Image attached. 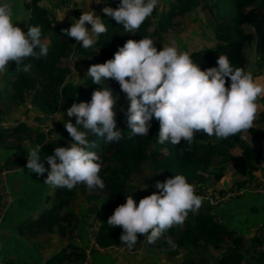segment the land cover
<instances>
[{
  "label": "trees",
  "instance_id": "obj_1",
  "mask_svg": "<svg viewBox=\"0 0 264 264\" xmlns=\"http://www.w3.org/2000/svg\"><path fill=\"white\" fill-rule=\"evenodd\" d=\"M40 1L25 2L29 15L24 30L27 26L39 25L42 38L48 41V51L44 56L26 58L20 66L11 62L6 66L0 83V121L9 118L27 97L32 107L37 106L42 112L54 111L60 99L69 106L73 102L88 101L92 91L99 86H106V81L98 86L91 82L88 75L83 79V85L68 80L67 76L77 71L76 69L72 72L67 66V57L72 52L76 65H79L78 58L85 63H90L89 58H95L94 63H103L127 39L139 40L145 36L151 38L153 34L166 33L169 29L178 30L179 24L175 18L188 13L198 4L202 9L208 7L215 20V44L189 53L201 70L215 66L216 56L220 54L227 55L233 67L245 69L246 53L253 45L256 60L252 75L262 74L264 78V32L257 36L248 32L249 29L256 28H263L264 31V0H170L166 10L163 8L157 11L154 8L150 15L155 17L152 31H149L152 27L149 16L135 33H123L122 25L116 24L112 18L101 16L107 31L96 35L94 44L89 48L81 47L74 38L61 33L60 29L68 28L70 23H56L39 5ZM220 2L230 3L232 11L221 14ZM97 49L99 50L96 52ZM107 83L119 97L114 118L117 127L121 128L120 139L106 143L102 136L91 134L88 137L94 142L89 150L95 151L100 157L101 168L98 175L105 182V187L93 188L91 192H87L88 188L82 183L71 190L53 187V194L46 195L45 207L38 214L24 218L16 227L18 235L28 240L43 242L44 238L55 233L58 240L64 242L60 249L47 256L45 264H81L85 260L83 246L72 242L71 237L74 228L85 231V221L79 214L81 212L77 213L71 208L77 192L84 196L85 209L96 220V243L106 250L122 246L134 251L143 235L137 234L136 243L128 248L119 239L122 229L106 223L115 207L124 202L128 192V180L132 174L140 173L146 168L149 176L162 182L166 177L179 173L190 184L209 185L213 193H221L233 185L238 188L248 187V183L254 180L255 172L260 168L255 162L259 149L253 145V141L264 142V96L257 99V115L250 129L223 139L196 132L191 145L183 140L179 145L167 141L158 144V121L151 120L147 136L132 135L124 123V113L128 105L125 94H119L111 83V78ZM227 84L226 78V87ZM31 126L28 127L24 122L0 126V148L15 150L21 146L22 141H28L29 137L34 138V144L45 143V134L36 132ZM10 137H14L16 142H9ZM24 162L22 155L11 153L0 164V172L17 169ZM137 197H133L134 202L139 200ZM211 209L210 205L202 202L195 212L187 213L182 224L173 225L155 243L147 242V245L162 251L170 259L176 253H184L185 256L179 264H205L203 251L210 248L220 250L217 264H264L263 234L259 232L261 234L249 238L237 233L239 229L236 228L241 227L240 223L231 224L229 216L221 217L217 211L211 214ZM169 238L176 250H168L173 247L166 242ZM95 254L97 253L92 254V259ZM140 261L148 264L144 258ZM0 264L13 262L5 260Z\"/></svg>",
  "mask_w": 264,
  "mask_h": 264
},
{
  "label": "clouds",
  "instance_id": "obj_2",
  "mask_svg": "<svg viewBox=\"0 0 264 264\" xmlns=\"http://www.w3.org/2000/svg\"><path fill=\"white\" fill-rule=\"evenodd\" d=\"M90 3L101 4L103 0H88ZM158 3L159 0H118L116 7L104 6L101 12L122 25L123 33H135ZM85 22L90 27H85ZM60 31L81 47L89 48L95 36L107 28L101 16L89 10L80 12L78 19H72L70 26ZM47 51L48 41L42 38L41 27L30 25L22 31L12 19L7 0H0V74L10 62L20 66L26 58L44 56ZM85 73L93 84L99 86L106 81V86L94 89L88 101L73 102L64 109L68 117H75V123L63 120L71 141L66 147H54L51 155L42 156L40 144L26 156L24 168L29 174L40 177L46 173L43 182L56 188L71 190L81 183L89 189L105 187L98 175L100 157L89 150L94 142L88 137L102 136L106 143L120 139L121 128L114 118L118 96L109 87V78L118 82L128 101L124 113L127 129L132 135L145 137L155 119L158 144L167 141L179 145L183 140L191 145L196 132L223 139L250 129L257 115V99L264 96V83L243 67H233L227 55L216 56L215 66L201 70L188 52L179 51L172 43L157 50L154 40L147 36L125 40L111 58L90 64ZM142 185L140 188L147 187ZM154 187L157 191L137 202L132 195H125L124 202L107 217L108 225L122 229L119 239L128 248L136 243L137 234H142L149 244L155 243L202 203V197L182 174L157 180ZM166 242L174 247L170 238Z\"/></svg>",
  "mask_w": 264,
  "mask_h": 264
},
{
  "label": "rangeland",
  "instance_id": "obj_3",
  "mask_svg": "<svg viewBox=\"0 0 264 264\" xmlns=\"http://www.w3.org/2000/svg\"><path fill=\"white\" fill-rule=\"evenodd\" d=\"M27 2V0L24 1V3ZM169 1L162 2L157 5L156 10H162L163 8L166 10L168 7ZM70 5V4H68ZM91 5V3H90ZM107 5V4H105ZM111 6V5H108ZM204 6V5H203ZM72 7V6H71ZM90 7V6H89ZM115 7V6H113ZM220 13H230L232 11L231 4L228 2H220ZM89 9V8H88ZM208 7H205L202 9L201 5L198 4V6L193 7L188 11V13L184 14L181 17H176L175 20L179 24L178 30L169 29L166 33L162 34H153L151 38L154 40V43L157 47V50L161 46L168 45L169 43L174 44L179 51L188 52L198 50L204 47H210L215 44V39L213 37V33L215 32V20L213 19L212 13H209ZM98 11V10H97ZM96 11V12H97ZM148 19H150V22L152 24V27L149 28V31H152L155 25V17L150 16ZM248 32H251V35H260L262 34L263 28H256V29H249ZM247 66L245 70H248L252 73V68L254 66V62L256 60L253 45L248 48L247 50ZM76 58L72 54L67 57V66L69 67L70 71H74L77 69L75 73H72L71 75H68L66 78L69 80H72L73 83L76 84H82L83 85V79L87 75L85 73L87 67L90 64H93L95 62V58H89L90 63L82 62L78 58L79 65L77 66L75 63ZM254 79L258 80L259 82L264 83V78L262 74L259 76H253ZM111 83L113 86H115L119 92V94L123 95V92L119 90L118 82L111 79ZM119 98V97H118ZM69 107L68 103H65L63 100H58L56 104V108L54 111H48V112H42L39 110V108L32 107L29 97L25 99V101L20 104L15 111L9 115V118H3V120L0 121V126L3 124V126H12L16 125L20 122H24V124L28 125V127L31 126V128L36 130V132L42 134H45V143L41 144V149L43 147L48 148L51 147L49 145L54 146H67L68 142L71 141V137L68 135L67 131L63 127V120H68L69 122L75 123V117H68L64 113V109ZM50 121V122H49ZM51 123V124H50ZM9 142H16L14 137L9 138ZM23 145V150L19 148L15 149L14 152L22 155L23 152L25 155H27L28 151L31 149L36 148L40 144H34V138L29 137L28 141H22L20 143ZM48 145V146H47ZM253 145L257 147L258 154L255 157V162L260 166V168L255 172V178L254 180H251L249 186L243 187L246 188V190H253L257 189V185L264 182V142L262 141H253ZM18 148V147H17ZM9 154H11L9 152ZM45 155H51V152L47 153ZM23 156V155H22ZM131 178L128 180V192L127 194L132 195V197L141 198L142 195L145 196L149 193L153 192L155 189L154 183L157 181V179L152 178L147 173V169L144 168L140 173L132 174L130 176ZM147 185L146 188H140L143 187V185ZM5 183L0 181V190H3ZM7 185V184H6ZM236 186V185H233ZM233 186L229 187L228 189L232 188ZM207 189V192L213 193V189L206 185L204 186ZM13 188V187H11ZM7 189L10 190V188L7 186ZM50 194H53V186L49 185ZM94 189H89L87 192H91ZM241 190V189H240ZM131 191V192H130ZM264 196V190L260 194H252L250 192H244L243 194L239 195L238 198L234 199L229 205H233V208L236 207V215L231 216L228 214L227 216H231L232 222L235 223V221L241 222L240 219H238V214L242 215L243 220L245 221L241 227H237L236 230L239 229L237 233H240L244 236H247L251 238L255 234H263L262 236V242L264 245V225L262 221L260 220V217L264 216V211L261 212V210L255 207L247 208L250 205H255L254 200L259 199ZM84 196L77 192L75 194V201L72 203V209L75 210V212H81L82 218L84 221H87V219L91 222L94 229H97V223L96 220L93 217V214L89 212V210L85 209L84 202H83ZM262 199V198H261ZM83 207H82V206ZM231 205V206H232ZM220 206V205H219ZM81 207V208H80ZM230 207V206H229ZM80 208V209H79ZM217 209L218 206H217ZM216 209V210H217ZM7 212V210H6ZM259 213V215H257ZM247 214V215H245ZM252 214L254 216H252ZM257 215V216H256ZM260 216V217H258ZM254 218V219H253ZM78 232L76 228L71 232V237H76ZM261 232V233H259ZM55 234V233H53ZM52 234V235H53ZM85 234H88L85 231ZM56 235V234H55ZM58 238L56 237L55 241ZM147 245V241L145 237L141 238L139 243L136 245V250L132 251L129 249H126L125 247H114L110 248L108 250L104 249L103 251H100L105 256H112V264H142V261L138 260V256L142 258V255H138V251L141 250L142 252H153L154 254V263L150 264H179V262L182 260V258L185 256L184 253H176L175 256L170 259L169 257H166L162 251H158L157 248H152ZM60 249V248H59ZM175 247H169L168 250H176ZM150 250V251H148ZM162 252V253H161ZM219 249L213 250L209 249L207 251H203V261L205 264H217V259L219 257ZM161 253V254H159ZM147 254H144V256ZM43 258V257H42ZM197 257L195 258V260ZM146 260V259H145ZM171 260V261H170ZM45 264V263H44ZM90 264H94L92 261ZM244 264V263H243Z\"/></svg>",
  "mask_w": 264,
  "mask_h": 264
},
{
  "label": "crops",
  "instance_id": "obj_4",
  "mask_svg": "<svg viewBox=\"0 0 264 264\" xmlns=\"http://www.w3.org/2000/svg\"><path fill=\"white\" fill-rule=\"evenodd\" d=\"M24 1L25 0H7L11 9L12 19L22 31L24 30L25 21L29 15L28 10L25 8ZM165 1L170 0H159L158 4ZM39 5L43 7L58 24H71L72 19H78L80 12L88 11V7L90 6V4L88 5V0H41ZM102 7L99 8L97 14L104 16L105 18H111L101 12ZM61 17L62 19H60ZM85 27H90V25L85 22ZM1 77L2 74H0V83ZM49 146L51 147L40 148L42 156H47L45 155L46 152H51L52 154L53 148L56 147L52 144ZM19 148L23 150V145ZM19 148L17 149L19 150ZM14 151L15 150L0 148V164L9 155V152L16 153ZM22 155L26 162L27 155H25L24 152ZM25 162L19 168L9 170L6 174V184L10 188L9 191L12 194V200L0 224V263L5 260H10L13 264H44L47 256H50V254L56 252L64 245V242H61L58 239L55 241L56 236L54 234L46 239L44 238L43 242L41 240V242L38 243L37 241L28 240L17 233L16 227L18 223L28 216L38 214L45 207L46 195H50V190H48L49 185L43 182L46 173L40 177H37L35 173L29 174L28 170L24 168ZM44 164L45 168H47L48 165L46 161H44ZM261 198L254 200V203L257 206L250 205L247 208L255 207L256 209L259 208L261 212L264 211V196ZM231 205H220L218 206L219 209L216 210V207L213 211H217L219 216H227L228 214L234 216L237 212L236 207L233 208L234 204ZM257 215H259V213ZM231 216L228 217L230 223L232 222ZM252 216L254 215L252 214ZM238 219H240L241 222L237 220L235 223H240L242 225L245 222L242 215L238 214ZM259 221H262L264 225V216L260 217ZM76 235L77 236L72 239V242L81 246L87 244V235L85 234V231H78ZM152 253L153 252L144 253L141 250L138 251V255H142V258L146 259L148 264L154 263V254ZM144 254L147 255L144 256ZM142 258L138 256V260H141ZM92 261L94 264H112V256H105L97 253L93 256Z\"/></svg>",
  "mask_w": 264,
  "mask_h": 264
},
{
  "label": "built area",
  "instance_id": "obj_5",
  "mask_svg": "<svg viewBox=\"0 0 264 264\" xmlns=\"http://www.w3.org/2000/svg\"><path fill=\"white\" fill-rule=\"evenodd\" d=\"M29 0H27L28 2ZM118 0H103V3L101 4H96V3H91L89 10L97 11L100 6L107 4L111 6L117 5ZM3 126V124H1ZM7 170H2L0 172V181L4 182L5 185L3 187V190H0V224L6 214V210L8 209L11 200H12V194L11 192L7 189L6 185V174ZM194 187V191L197 195L202 197V202L205 204H208L212 207L211 209V214H213V208L219 206V205H228L231 201L234 199L238 198L239 195L243 194L244 192H250L252 194H260L264 190V182L261 184L257 185V189L253 190H246V188L243 189V187L238 188L236 186H233L230 189H226L221 193H210L207 192L206 187L204 185H197V184H192ZM241 189V190H240ZM84 229L88 234V239H87V244L83 246V251L85 253V260L81 264H90L92 262V254L94 252L96 253H101L100 251H103L104 248H101L95 241L94 239V232L95 229L91 222L87 219L84 223ZM74 233H77L76 231ZM114 248V247H113Z\"/></svg>",
  "mask_w": 264,
  "mask_h": 264
}]
</instances>
